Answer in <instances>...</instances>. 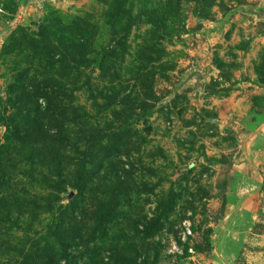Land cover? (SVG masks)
I'll return each instance as SVG.
<instances>
[{
	"label": "rangeland",
	"instance_id": "1",
	"mask_svg": "<svg viewBox=\"0 0 264 264\" xmlns=\"http://www.w3.org/2000/svg\"><path fill=\"white\" fill-rule=\"evenodd\" d=\"M52 18L103 68H61ZM260 23L264 0H0V264H264Z\"/></svg>",
	"mask_w": 264,
	"mask_h": 264
},
{
	"label": "trees",
	"instance_id": "2",
	"mask_svg": "<svg viewBox=\"0 0 264 264\" xmlns=\"http://www.w3.org/2000/svg\"><path fill=\"white\" fill-rule=\"evenodd\" d=\"M121 6H123V4ZM158 12H159V10H158ZM53 18H52V22H51L50 27H44L45 33H42L41 35L42 36L46 35V38L48 39L47 40V49H46V51L48 53L50 50H54V52H55V50L58 51L59 48H63L64 53H61V54L63 55L62 56L63 60H65L63 65H66V67L61 66V68H66L67 70H69V69L72 70V69L76 68L77 70H79L83 66L87 67V66H94V65H98L99 67L103 68V65H101V63H102L101 57H97L94 59L89 58L90 54L87 52V47L89 45L86 44V42L89 43L88 42V40H89L88 33L86 31L81 30V29H78L77 31H75L73 33L72 30L70 29V24L68 22H65V20L62 18H58L57 20L53 19ZM155 18H157V16L152 11L150 14V19H153V21H155L154 20ZM159 21H160V17H159ZM161 21H162V19H161ZM259 27L261 28L262 31H264V23H260ZM130 30H131L130 27L123 28L120 31L114 32L113 36H114V38L118 37L119 43L123 44V43H125L126 34H129ZM53 42H57V45H55ZM148 51L149 52L151 51L152 55H153V52H155V54L159 53L158 50H156L155 46H153ZM151 52H150V54H151ZM36 55H38V54H36ZM146 57H150V56H146ZM146 57H145V59H146ZM144 63L145 62L143 60H141V62L137 61V64H140V66L137 68V71H139V73L141 72L140 70L145 69L147 67L146 65H142ZM49 95H50V93L46 94V92H44V93H42L41 96H43L45 98H50ZM22 99L25 100V101H23V105L26 108L30 109L31 104H32V95L25 91L22 93ZM31 108H32V112L29 110L26 111L25 113L28 116H25V117L27 118V121L30 122V124L33 128V131H38L41 128V126L43 125L42 121H43V118L46 117V116H44V114H46V113L40 112L38 108H35V107H31ZM87 156L88 155L85 154V158ZM85 160H83L81 162V165L79 166V169L77 172V177H76L75 184H74V186H76V187H79L80 183L82 181V177H83L85 167H86V164L84 162ZM177 173H175V175H177ZM180 174L183 175L182 172ZM103 203H104L106 212L108 211L105 215V218L108 220L109 219L112 220V218L117 213V211H116L117 208H111V206H110V209H108L107 201H106V204H105V200L103 201ZM99 208H100V205H99Z\"/></svg>",
	"mask_w": 264,
	"mask_h": 264
},
{
	"label": "built area",
	"instance_id": "3",
	"mask_svg": "<svg viewBox=\"0 0 264 264\" xmlns=\"http://www.w3.org/2000/svg\"><path fill=\"white\" fill-rule=\"evenodd\" d=\"M184 237L186 238L187 236H191L192 235V229L190 227V224L189 223H185L184 224ZM172 251L173 252H179L180 251V248L176 245V244H172Z\"/></svg>",
	"mask_w": 264,
	"mask_h": 264
}]
</instances>
